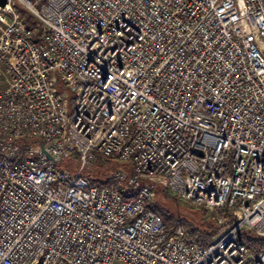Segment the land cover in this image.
Returning <instances> with one entry per match:
<instances>
[{"label": "built area", "instance_id": "2783aa9c", "mask_svg": "<svg viewBox=\"0 0 264 264\" xmlns=\"http://www.w3.org/2000/svg\"><path fill=\"white\" fill-rule=\"evenodd\" d=\"M0 65V264H264V0H7Z\"/></svg>", "mask_w": 264, "mask_h": 264}, {"label": "rangeland", "instance_id": "374dc122", "mask_svg": "<svg viewBox=\"0 0 264 264\" xmlns=\"http://www.w3.org/2000/svg\"><path fill=\"white\" fill-rule=\"evenodd\" d=\"M5 85V78L3 74V68L0 65V88ZM113 168L127 169L126 164H120L117 161L111 160L110 162L96 161L83 171L84 174H90L93 178H105L110 170ZM151 205L163 214L171 216L169 222L174 223L178 221V225L187 224L189 228H207L216 225L217 222L211 213L206 211L199 205L192 203H184L176 200L171 194L156 189L154 198L151 201ZM230 222V220L228 221ZM170 225V224H169ZM169 225H167L169 227ZM187 228V227H186ZM221 228V227H220ZM220 228L217 230L216 235L219 233ZM215 235V236H216ZM214 236V237H215Z\"/></svg>", "mask_w": 264, "mask_h": 264}, {"label": "trees", "instance_id": "16d2710c", "mask_svg": "<svg viewBox=\"0 0 264 264\" xmlns=\"http://www.w3.org/2000/svg\"><path fill=\"white\" fill-rule=\"evenodd\" d=\"M24 20L27 25V27H34L37 25V22L35 21V18L27 11H24ZM100 161V160H99ZM111 160L107 159L101 162H110ZM91 180L93 183H99L102 184L105 181V178H93L91 177ZM149 207L165 222L166 225H169L168 232H172L174 228L178 225V221L171 223L169 222L171 219V216L161 213L160 211L156 210L151 203L149 204ZM202 210L204 208L200 206ZM230 222L233 221V216L230 214L229 217ZM184 225V224H183ZM187 227L189 235L192 237V239L196 242H199L202 245H207L212 238L216 235L217 230L221 227L220 225H216L214 223L213 226L207 227V228H189L187 224L184 225ZM239 236L244 240V242L248 245V247L255 252L260 251L264 247V238L257 236L253 230L250 229H244L240 231Z\"/></svg>", "mask_w": 264, "mask_h": 264}, {"label": "water", "instance_id": "95a60500", "mask_svg": "<svg viewBox=\"0 0 264 264\" xmlns=\"http://www.w3.org/2000/svg\"><path fill=\"white\" fill-rule=\"evenodd\" d=\"M7 0H0V6L3 7L6 4Z\"/></svg>", "mask_w": 264, "mask_h": 264}, {"label": "bare ground", "instance_id": "6f19581e", "mask_svg": "<svg viewBox=\"0 0 264 264\" xmlns=\"http://www.w3.org/2000/svg\"><path fill=\"white\" fill-rule=\"evenodd\" d=\"M204 208V207H203ZM161 217V216H160Z\"/></svg>", "mask_w": 264, "mask_h": 264}]
</instances>
